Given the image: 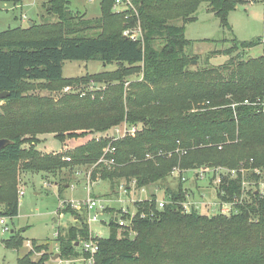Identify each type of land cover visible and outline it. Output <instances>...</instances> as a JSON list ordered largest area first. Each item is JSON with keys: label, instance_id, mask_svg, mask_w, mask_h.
<instances>
[{"label": "trees", "instance_id": "trees-1", "mask_svg": "<svg viewBox=\"0 0 264 264\" xmlns=\"http://www.w3.org/2000/svg\"><path fill=\"white\" fill-rule=\"evenodd\" d=\"M114 1L100 0V16L85 19L69 9L67 0H46L42 19L52 17L54 23L30 21L24 28L0 32V92L8 93L0 100V139L12 142L0 150V218L18 215L21 170L56 173L90 164L91 177L98 175L112 192L122 181L125 186L134 181L137 189L164 183L174 167L243 168L246 181L259 180L252 170L264 171V38L233 39L231 47L215 53L228 57L218 66L205 62L193 69V57L185 52L192 42L184 37V26L195 20L201 4H207L220 26L230 30L227 16L239 0H130L138 18L128 20L126 13L113 11ZM136 22L142 39L124 38L123 30ZM259 45L261 55H245ZM64 61L115 64L113 71L92 76L113 84L93 99L90 94L58 99L35 94L87 82L86 77L64 79ZM133 75L140 79L124 89ZM124 120L141 129L111 144L112 165L98 164L108 146L105 140H91L59 156L35 149L38 136L50 134L64 143L103 133ZM64 156L71 161H64ZM178 181L174 191L166 189L168 203L162 209H157L154 194L135 204L132 232L110 218L108 237L92 239L97 246L94 263L264 264L263 198L251 193L250 202L237 206V214L229 217L185 214L180 204L186 191ZM223 182L221 199L239 197V178ZM58 211L72 214L78 223L58 229L59 258L86 259L81 243L90 239L87 224L69 205ZM23 242L20 231H13L2 245L18 250ZM31 246L17 264H46L54 257L47 252L48 242L31 241ZM35 252L41 253L37 261L32 260Z\"/></svg>", "mask_w": 264, "mask_h": 264}, {"label": "rangeland", "instance_id": "rangeland-1", "mask_svg": "<svg viewBox=\"0 0 264 264\" xmlns=\"http://www.w3.org/2000/svg\"><path fill=\"white\" fill-rule=\"evenodd\" d=\"M14 1L13 3L11 0H8L4 3L0 0V32L20 27L24 28L27 22L30 21H34L37 24L44 21L50 23L55 22V19L52 17L44 16L42 19L41 15L44 11L39 0H22V3L20 2L22 5H18L17 0ZM67 1L69 2V9L79 16L83 15L85 19H95L100 16V0ZM4 4L6 6H4ZM194 16L195 20L184 26V37L192 42L185 52L190 57H193L192 62H195V64L192 65L193 69L203 67L205 62L207 66H218L224 63L228 57L215 53L231 47V41L233 39L241 42L264 38V0H239L237 7L230 11L227 16L230 30L220 26L218 18L214 15L211 8L207 7V4H201ZM137 26L138 24L128 26L127 29L131 32H135ZM262 47V45H259L251 48L246 51L245 55L249 57H258L262 54ZM115 68V64L104 66L99 61H64L62 65V77L64 79H75L80 77L89 78L87 82L80 86H82L88 94L95 96L98 91H104L108 84L111 85L113 83L99 82L94 80L92 76L101 72L113 71ZM139 79V75L129 76L124 83V89L130 81ZM35 94L51 96L55 99L67 95L63 93L62 90L56 92L38 90ZM1 103L2 102H0V104ZM48 135L49 137H47ZM92 135L94 134H88L84 138L75 139L68 144L71 148L70 150L68 146V149H64L72 151V149L80 146V144H85L86 142L94 140L91 139ZM47 136L42 139L43 143H50L48 144V148H46L47 151L36 150L42 155L52 154L54 156H59L64 153L62 149H59L60 142L54 139L53 135L47 134ZM38 137L41 138V136ZM28 147V144L23 145V148L27 149ZM40 148L42 149L41 146ZM93 167L94 165L90 164L79 165L72 168V170L66 168L56 173L26 172L22 170L18 172V215L11 219L5 218V225L8 229L7 232L3 233L1 231L2 226L0 225V264H17V260L28 250L32 249L31 241H35L38 244L49 243L47 252L54 254V257L46 262V264H54L55 262L62 261L63 259L59 258L58 243L56 241L57 231L58 229L65 230L71 226H76L78 223H76V217L70 213L59 214L58 210H61L59 208L60 203L73 202L77 205L86 200L87 190L90 192L89 197L108 201L103 203L105 209L104 214L99 217L98 222L91 223L88 227L93 237H108V220L114 217L116 220L120 218V214H115V212L119 211L122 205L127 206L129 211L135 209L133 207L130 208L128 202L131 200H139L140 193L135 189L133 193L130 192V194H126V198L122 196L121 199L125 203L120 204L118 201L120 198L118 187L122 184L125 185L123 181L121 180L122 182L115 187V192H112L107 182L102 181L100 178L93 179L91 177ZM218 168L227 170V168L220 166H218ZM89 175L90 178L88 177ZM185 176L186 181L184 183L189 193L188 198L185 199L186 203H188L189 207H195L193 203L197 200H201L196 203L198 209L195 213L198 215H210V203L216 201V187L212 183H209L211 175L208 174L206 179L204 178V180L201 181L190 174ZM178 182L176 177L169 176L164 183L150 185L146 189L148 195L156 194V197L161 198L159 199V201H161L162 199L165 200L167 196L166 189L174 191ZM58 189L59 191L61 190L60 197L58 196ZM145 197L147 196H142V198ZM106 210H111V212H107ZM78 212L80 221L84 220L83 222L86 223V214L84 211ZM83 216H85V219ZM13 231H20L24 238L23 246L18 250L6 249L2 245V241L8 239ZM130 236L132 237L133 233H131ZM40 255L41 253H33L32 260L37 261ZM73 264L82 263L76 262Z\"/></svg>", "mask_w": 264, "mask_h": 264}, {"label": "built area", "instance_id": "built-area-1", "mask_svg": "<svg viewBox=\"0 0 264 264\" xmlns=\"http://www.w3.org/2000/svg\"><path fill=\"white\" fill-rule=\"evenodd\" d=\"M113 11L116 14H120V13H126L124 18L126 20H128L129 18H131L132 16L136 18H138L137 15V11L135 9V7L133 6V4L130 2V0H115L114 4H113ZM135 24H138L137 26V30L135 32H131L129 31L127 28L123 30L122 35L124 38L130 39V40H141L142 39V34H141V29L139 26V23L136 22ZM134 24V25H135ZM62 92L65 94H74V95H78L79 97H84L85 95L88 94V92L82 88V86H78V85H68L65 86L62 89ZM93 96V97H92ZM95 96L91 95V99H93ZM141 129V125L140 124H129L127 121H122L120 124L115 125L113 127H111L109 130L103 132V133H98V134H94L91 136V139H94L95 141H101V140H105L108 141V146L106 148L103 149V154L101 156V158L98 160V164H103L104 166H108V165H112L113 159L111 157H109V155H113L115 152L114 147L111 146V144L115 141L118 140H122L128 136L134 135L137 132H139ZM64 153L67 151V149L63 148ZM170 156V154H168V157ZM147 158H151V156L146 155ZM64 161L66 162H70V158L67 156H64L62 158ZM245 169H240V170H224L218 167H204V168H199L196 170H184V169H180L179 167H174L172 168L171 172H170V176L172 177H176L178 180H180L183 183V187L184 190L186 191V198H188L189 193H188V189L185 186V175H192L193 177H195L197 180L201 181L204 180V178L206 179V176L208 174L211 175V177L209 178V183L213 184L216 188H215V202L210 203V215L207 216H216V215H223V216H227L229 217L232 214H237L238 209L237 206H242L245 203L250 202V194H258L261 198L264 199V171L258 170V169H254L252 170V173L255 176H259V180L255 181H246L245 180ZM90 178V175L88 176ZM96 178H99L98 175ZM224 178H228L230 180H235L237 178L240 179V194L239 197H234L232 200H223L221 199L218 194L220 196H224L223 192H219V187L224 184L223 179ZM89 182V181H88ZM88 185V184H87ZM147 187H143L140 189H137L135 187V182L132 181L128 186L125 185H120L118 187L119 189V203L120 204H124L125 202L121 199L122 196H124L126 198V194H130V192H134V190L136 189L140 194H139V200H131L129 201V206L130 208H135L132 211L128 210L127 206H123L120 208V218L117 220V225L120 228H124V229H129L131 231V227H132V220L136 215V205L137 203H141L144 201H148L150 195H148L147 192ZM89 190H87V198L85 201L75 205L73 202H61L60 203V209L64 208L66 205H69L70 208L72 210H75L76 212L78 211H84V213L86 214V223L89 227V225L91 223H96L99 220V217L101 215L104 214V202H108V201H104L101 199H93L91 197H89ZM143 195H146L147 197L142 198ZM156 196V194H154ZM21 196V193H20ZM159 197H156V204H157V209H162L163 206L168 203L165 200H161L159 201ZM201 200H197L195 203H193L195 205L194 206H190L188 205V203H186V200L183 201L180 205L182 208V212L185 214H189L191 212H195L197 211V207L198 205L196 203L200 202ZM215 207V208H214ZM79 213V212H78ZM122 215H124L125 217H123ZM200 215H205V214H200ZM149 216H152V213H149ZM141 218L145 217V214H140ZM109 223V220H108ZM107 223V225H108ZM0 225L2 226V232H7L8 229L5 225V218H0ZM132 232V231H131ZM89 240L88 241H84L81 243V251L85 254L88 255V257L86 259H84L83 257H80L78 259H63L62 261L59 262H55L54 264H73L76 262L82 263V264H94V255L97 252V246L96 244L92 241L93 238H98V237H93L90 230H89Z\"/></svg>", "mask_w": 264, "mask_h": 264}, {"label": "crops", "instance_id": "crops-1", "mask_svg": "<svg viewBox=\"0 0 264 264\" xmlns=\"http://www.w3.org/2000/svg\"><path fill=\"white\" fill-rule=\"evenodd\" d=\"M4 3H6V1H8V0H2ZM13 3L15 2L14 0H11ZM22 0H19L17 3H18V5H22V4H20V2H21ZM39 2H41V4L43 5L44 4V2H46V0H39ZM22 3V2H21ZM4 6H6L5 4H4ZM27 24H30V22H27ZM23 28V27H22ZM47 135H45V136H41V138H39L38 137V139L40 140V143H39V145H37L36 147H35V149H37L38 151H47V149L46 148H48V144H50V143H48V144H45L46 142H42V139L43 138H45ZM47 137H49V135L47 136ZM74 140V139H73ZM73 140H68V141H65L64 143H59V149L61 150H63V148H67L68 149V147H69V150L71 149L70 148V146L68 145L69 143H71ZM43 144H45V145H43ZM61 144V145H60ZM80 145H82V144H80ZM40 146L42 147V149L40 148ZM51 146V145H50ZM68 146V147H67ZM52 147V146H51ZM46 149V150H45Z\"/></svg>", "mask_w": 264, "mask_h": 264}, {"label": "water", "instance_id": "water-1", "mask_svg": "<svg viewBox=\"0 0 264 264\" xmlns=\"http://www.w3.org/2000/svg\"><path fill=\"white\" fill-rule=\"evenodd\" d=\"M30 25V24H29ZM192 64H195V62H192ZM8 96L7 92H0V100L5 99ZM12 142L7 139H0V150L4 147L10 145Z\"/></svg>", "mask_w": 264, "mask_h": 264}]
</instances>
